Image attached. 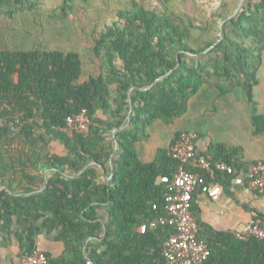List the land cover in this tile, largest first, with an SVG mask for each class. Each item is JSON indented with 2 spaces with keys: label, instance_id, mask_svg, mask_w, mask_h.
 Wrapping results in <instances>:
<instances>
[{
  "label": "trees",
  "instance_id": "trees-1",
  "mask_svg": "<svg viewBox=\"0 0 264 264\" xmlns=\"http://www.w3.org/2000/svg\"><path fill=\"white\" fill-rule=\"evenodd\" d=\"M153 1L0 0V220L44 214L47 228L63 231L69 252L50 264H168L162 250L173 226L139 227L165 214L168 191L160 177L171 176L177 162L169 146L144 162L136 144L156 120L184 115L203 86L221 94L242 89L252 132L264 136V114L253 97L264 52V0H244L221 25L241 0L212 8L195 2L190 11L174 0ZM79 9L89 28L70 23ZM48 22L63 23L55 27L65 29L63 36H53ZM86 29L91 47L68 39ZM82 109L88 133L63 131ZM204 155L237 169L248 164L240 146L213 143ZM101 169L109 179H101ZM216 181L228 187L232 177ZM197 222V237L209 250L201 264H264V240L240 239L198 216Z\"/></svg>",
  "mask_w": 264,
  "mask_h": 264
},
{
  "label": "crops",
  "instance_id": "crops-1",
  "mask_svg": "<svg viewBox=\"0 0 264 264\" xmlns=\"http://www.w3.org/2000/svg\"><path fill=\"white\" fill-rule=\"evenodd\" d=\"M257 78L258 83L253 88V97L257 111L264 114V52ZM236 99V91L221 94L209 85L203 86L191 97L188 104V109H192L191 121L194 123V128L176 129L163 147L169 145L177 132L191 131L197 135L195 141L197 155L207 154L213 143H223L242 147V159L245 163L264 160V136L254 135L252 132L246 96H240L238 105H235ZM160 124L165 122L156 120L147 128L148 138L136 144L137 150V146L144 143L142 154L150 156L151 160L159 147H156L154 143H148L152 138L148 129L154 126L156 130ZM52 146L55 153H63V147L57 141H53ZM100 171L101 179L110 178L102 169ZM195 204V212L200 221L216 230L236 232L242 230L256 213L264 215V192L258 193L247 187L231 184L228 187H222L215 197L197 192ZM43 220L42 213L34 216L13 215L8 224L0 220V264H22L24 255L34 251L48 254L50 260L69 255L63 231L47 228Z\"/></svg>",
  "mask_w": 264,
  "mask_h": 264
},
{
  "label": "built area",
  "instance_id": "built-area-1",
  "mask_svg": "<svg viewBox=\"0 0 264 264\" xmlns=\"http://www.w3.org/2000/svg\"><path fill=\"white\" fill-rule=\"evenodd\" d=\"M68 134L89 131V117L86 109L68 117L62 128ZM197 135L191 131H181L169 143L168 154L177 162L171 176L163 175L160 182L167 188L165 196V214L155 217L139 227L144 232L147 226L171 225L174 233L164 242L162 255L168 264H201L209 255L207 243L197 237L198 222L192 209L196 192L211 197L218 195L222 185L217 182L221 174L232 177V184L247 187L258 193L264 192V160L248 163L241 169L235 168L224 160L212 161L208 156L197 155ZM186 165H192L199 171H191ZM240 239L256 238L264 240V217H253L244 228L236 231ZM90 263V262H89ZM22 264H50L49 256L42 251L24 255Z\"/></svg>",
  "mask_w": 264,
  "mask_h": 264
},
{
  "label": "rangeland",
  "instance_id": "rangeland-1",
  "mask_svg": "<svg viewBox=\"0 0 264 264\" xmlns=\"http://www.w3.org/2000/svg\"><path fill=\"white\" fill-rule=\"evenodd\" d=\"M174 1H176V3H178L182 9H184L186 11H190L195 2L199 3L201 6L205 5L208 8H212V7L216 6L220 0H174ZM93 2H95V1H93ZM54 3L56 4L57 0H46L47 6L52 5ZM152 3H153V5L158 4L156 0L153 1ZM96 4H98L100 6L101 2L98 1ZM46 12H43V15H42L43 21L46 20L45 19L46 18V16H45ZM88 14H89V12H88ZM108 17L109 16H107V19H108ZM50 22H51V20H50ZM50 22H48L45 25L46 26L48 25V27H54V28L50 29V30H52L51 34H53V36H58V37L60 35H62L63 32L65 31V29L61 30L59 32V31L55 30V27L59 26V28L62 29L61 25H63V23L60 22L58 24L50 25L49 24ZM70 23H73V24L78 23V26H77L78 28H81L82 24L84 25V28H89V26H88L89 20H88L86 14L84 13V11L81 9H79V16H77L76 18H72ZM66 24H67V26L69 25V23H66ZM74 32L79 33V30H75ZM70 33H71V38H68V39H70V41H72L75 38V39H77V41H79V40L81 41L80 45L82 47H84V48H87V46L91 47V41L89 40V38H90L89 29L84 30V33H82L80 35H74L72 32H70ZM68 39H66V42L69 43ZM236 93H237V99L235 101V105H238V101H239L240 96H245V93L242 89L236 90ZM247 106H248V104H247ZM191 113H192V109L189 108L188 112H186V114H184V116L181 118L183 120L178 119L172 124H168V123L160 124L156 130H155L154 126L150 127L148 130L152 134V138L150 139L151 141H148V143H154L156 147H163V146H165L168 138L173 134V132L176 129H179V128L193 129L194 123H192V121H191ZM248 124L249 123L247 121V125ZM143 145H144V143H141V145H139V147L137 146V150H138L140 158H142V160H151L150 156H143V154H142Z\"/></svg>",
  "mask_w": 264,
  "mask_h": 264
},
{
  "label": "water",
  "instance_id": "water-1",
  "mask_svg": "<svg viewBox=\"0 0 264 264\" xmlns=\"http://www.w3.org/2000/svg\"><path fill=\"white\" fill-rule=\"evenodd\" d=\"M243 1H244V0H241V1H240L238 7L233 11V13H232L231 15L227 16V17H226V18L220 23V25H221L223 22L229 20L233 15H235V14L238 12V10H239V8L241 7ZM215 44H216V43H214V44H213L212 46H210L208 49H210L211 47H213ZM208 49H207V50H208ZM129 101H130V100H129ZM130 109H131V105H130ZM113 137L115 138V136H113ZM116 150H117V144H116V142H115V144H114V149H113V153L116 152Z\"/></svg>",
  "mask_w": 264,
  "mask_h": 264
}]
</instances>
